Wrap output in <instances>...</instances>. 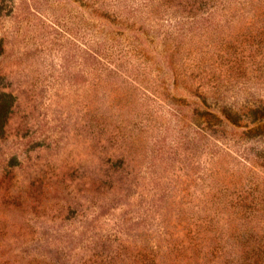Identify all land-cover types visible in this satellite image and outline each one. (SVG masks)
Masks as SVG:
<instances>
[{"label":"rangeland","instance_id":"374dc122","mask_svg":"<svg viewBox=\"0 0 264 264\" xmlns=\"http://www.w3.org/2000/svg\"><path fill=\"white\" fill-rule=\"evenodd\" d=\"M0 264H264V0H0Z\"/></svg>","mask_w":264,"mask_h":264}]
</instances>
